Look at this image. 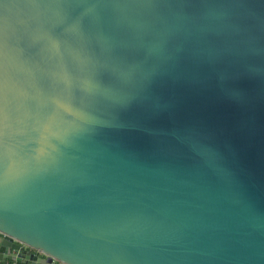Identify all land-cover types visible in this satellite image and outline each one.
Wrapping results in <instances>:
<instances>
[{
	"label": "water",
	"instance_id": "obj_1",
	"mask_svg": "<svg viewBox=\"0 0 264 264\" xmlns=\"http://www.w3.org/2000/svg\"><path fill=\"white\" fill-rule=\"evenodd\" d=\"M264 264V0H0V264Z\"/></svg>",
	"mask_w": 264,
	"mask_h": 264
},
{
	"label": "built area",
	"instance_id": "obj_2",
	"mask_svg": "<svg viewBox=\"0 0 264 264\" xmlns=\"http://www.w3.org/2000/svg\"><path fill=\"white\" fill-rule=\"evenodd\" d=\"M6 264H18V263L17 262H11V261H9Z\"/></svg>",
	"mask_w": 264,
	"mask_h": 264
},
{
	"label": "crops",
	"instance_id": "obj_3",
	"mask_svg": "<svg viewBox=\"0 0 264 264\" xmlns=\"http://www.w3.org/2000/svg\"><path fill=\"white\" fill-rule=\"evenodd\" d=\"M7 262H9V261H7Z\"/></svg>",
	"mask_w": 264,
	"mask_h": 264
}]
</instances>
